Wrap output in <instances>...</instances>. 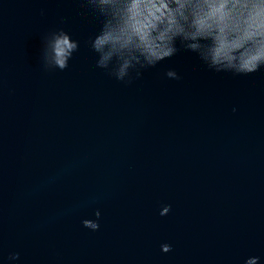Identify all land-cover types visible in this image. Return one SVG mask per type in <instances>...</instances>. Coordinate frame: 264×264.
Segmentation results:
<instances>
[{"label": "water", "instance_id": "95a60500", "mask_svg": "<svg viewBox=\"0 0 264 264\" xmlns=\"http://www.w3.org/2000/svg\"><path fill=\"white\" fill-rule=\"evenodd\" d=\"M101 22L84 0H0V264H264V69L181 50L118 81L88 44ZM61 27L80 48L45 69Z\"/></svg>", "mask_w": 264, "mask_h": 264}, {"label": "clouds", "instance_id": "9594fccd", "mask_svg": "<svg viewBox=\"0 0 264 264\" xmlns=\"http://www.w3.org/2000/svg\"><path fill=\"white\" fill-rule=\"evenodd\" d=\"M101 18V26L88 39L97 67L118 81L131 83L144 69L169 60L181 50L195 53L210 70L250 75L264 69V0H84ZM80 48V40L61 27L42 40L40 59L45 69H67ZM166 77L179 80L168 68ZM233 111H236L233 108ZM162 206L160 215L171 211ZM101 210L82 221L98 231ZM164 253L173 245L163 242ZM19 252L9 253L6 264H16ZM247 257L244 264H260Z\"/></svg>", "mask_w": 264, "mask_h": 264}]
</instances>
